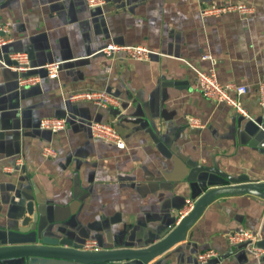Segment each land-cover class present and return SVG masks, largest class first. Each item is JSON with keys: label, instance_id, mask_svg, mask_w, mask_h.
Here are the masks:
<instances>
[{"label": "crops", "instance_id": "obj_1", "mask_svg": "<svg viewBox=\"0 0 264 264\" xmlns=\"http://www.w3.org/2000/svg\"><path fill=\"white\" fill-rule=\"evenodd\" d=\"M106 1L89 9L87 0H0V22L11 24L12 39L0 60L26 52L33 69L24 77L41 79L20 87L17 73L0 71V238L40 225L41 237L96 240L102 250L145 248L177 226L188 201L229 184L216 172L264 182V0ZM233 4L255 11L202 15L208 6ZM109 44L154 54L147 62L123 53L107 58L101 51ZM54 62L61 68L52 80L43 66ZM212 68L221 84L247 88L241 101L250 119L203 96L197 71ZM82 92L108 93L119 105L68 101ZM63 117L68 124L58 134L40 128L44 118ZM191 117L205 128L189 127ZM92 122L113 125L125 149L94 138ZM45 146L57 158H44ZM20 158L23 168L8 173ZM30 200L39 225L23 229ZM242 228L258 234L264 249V200L219 196L186 239L151 264H199L208 250L220 258L209 264H264L226 238Z\"/></svg>", "mask_w": 264, "mask_h": 264}, {"label": "built area", "instance_id": "obj_2", "mask_svg": "<svg viewBox=\"0 0 264 264\" xmlns=\"http://www.w3.org/2000/svg\"><path fill=\"white\" fill-rule=\"evenodd\" d=\"M107 4L106 0H87L89 9L103 7ZM254 8L243 4H233L225 6L211 5L203 9L204 17H222L228 14H239L242 17H247L254 13ZM11 32V24L9 22H0V48L6 47L12 43L9 37ZM101 53L107 58L114 57L117 54H125L128 58L139 62H147L151 59L154 52L145 46H122L117 44H109ZM203 59L213 60L211 56L206 55ZM47 71L48 78L54 80L59 77L61 63L54 62L43 66ZM3 69L10 70L19 75L18 82L20 87L35 86L40 82L39 77H24V74L31 71L30 55L26 52H10L8 60H0V71ZM110 72L111 68L108 67ZM197 83L203 96L214 101L218 105L227 104L232 107L239 116L250 119L248 111L244 108L241 98L247 94L248 90L245 86H239L234 83L221 84L218 80L217 73L214 68L208 72L197 71ZM260 98V106L264 109V82L258 86ZM70 102H92L104 108L116 107L119 105L118 99L105 92H82L69 96ZM67 118H44L40 122L42 130L49 131L53 134H58L64 131L67 127ZM188 126L196 129H204L205 124L200 118L191 117L188 120ZM91 134L94 138L99 139L106 144L114 145L119 149H125L126 144L122 136L118 133L115 127L111 124L92 122L89 124ZM42 155L46 159H55L58 156L57 150L52 146H45L42 150ZM24 161L22 158L16 161L15 166L6 168L8 173H14L23 168ZM195 201H188L184 211V217L194 208ZM230 244L236 248H243L258 259L264 257V249L258 247L260 240L258 234L246 229L231 231L226 235ZM83 250L88 252H98L101 250L100 245L96 240H87L83 244ZM214 258L220 260L218 254L214 250H208L198 255L199 264H209Z\"/></svg>", "mask_w": 264, "mask_h": 264}, {"label": "water", "instance_id": "obj_3", "mask_svg": "<svg viewBox=\"0 0 264 264\" xmlns=\"http://www.w3.org/2000/svg\"><path fill=\"white\" fill-rule=\"evenodd\" d=\"M216 173L225 177L229 184L211 188L201 194L195 200L194 208L173 230L157 243L139 249H101L98 252H88L83 250V244L68 238L41 237L37 204L35 200H30L26 204L25 216L19 226L23 229H30L32 225L39 227L26 234L10 233L9 237L0 238V264L23 261L25 264H31V259L34 258L50 261V264H151L186 239L189 231L217 197L225 194H252L264 200V182H249L247 178L235 179L221 172Z\"/></svg>", "mask_w": 264, "mask_h": 264}]
</instances>
